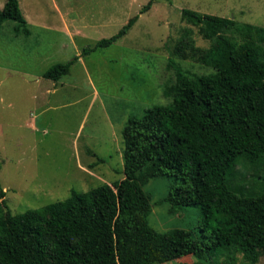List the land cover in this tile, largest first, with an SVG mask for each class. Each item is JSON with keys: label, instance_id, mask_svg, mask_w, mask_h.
<instances>
[{"label": "trees", "instance_id": "trees-1", "mask_svg": "<svg viewBox=\"0 0 264 264\" xmlns=\"http://www.w3.org/2000/svg\"><path fill=\"white\" fill-rule=\"evenodd\" d=\"M138 17L80 56L125 36ZM180 18L188 27L168 47L176 74L162 92L169 104L128 118L124 178L16 215L6 210L0 189V264H162L183 252L195 264H204L205 255L226 264L241 255L243 264H256L264 255V27L190 9ZM9 20L15 36H30L18 0L0 9V28ZM192 28L209 42L206 49L196 46ZM78 57L50 66L42 78L57 82ZM175 58L214 72L187 77ZM250 169L255 173L247 177ZM160 176L176 180L166 198L171 211L199 208L198 240L148 224L151 205L142 186Z\"/></svg>", "mask_w": 264, "mask_h": 264}, {"label": "rangeland", "instance_id": "rangeland-1", "mask_svg": "<svg viewBox=\"0 0 264 264\" xmlns=\"http://www.w3.org/2000/svg\"><path fill=\"white\" fill-rule=\"evenodd\" d=\"M5 1L0 0V9ZM148 1L18 0L30 36H15L13 21L1 26L0 189L10 214L124 178L122 130L128 118L139 119L146 109L169 104L162 92L175 83L176 74L168 64V47L188 27L180 18L182 9L264 27V0H154L139 14ZM135 15L139 17L125 36L80 56ZM192 29L196 46L206 49L209 42ZM75 56L77 61L57 82L42 78L50 66ZM174 60L187 77L214 72L190 60ZM249 171L247 177L254 172ZM175 185L173 177L160 176L142 186L151 205L148 224L160 233L189 231L198 240L199 208L171 211L166 201ZM201 261L226 264L209 255ZM195 262L183 252L162 264ZM233 263L243 264L241 255ZM256 264H264V255Z\"/></svg>", "mask_w": 264, "mask_h": 264}, {"label": "crops", "instance_id": "crops-1", "mask_svg": "<svg viewBox=\"0 0 264 264\" xmlns=\"http://www.w3.org/2000/svg\"><path fill=\"white\" fill-rule=\"evenodd\" d=\"M4 3H5V2H4ZM240 13L242 14L243 12H240ZM47 30H50V29L47 28ZM60 32H61V31H60ZM68 35H69V34H68Z\"/></svg>", "mask_w": 264, "mask_h": 264}]
</instances>
